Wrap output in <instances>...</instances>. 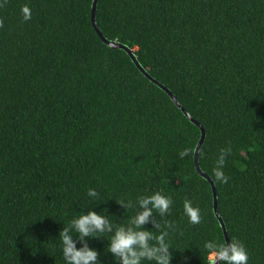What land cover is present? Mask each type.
<instances>
[{
  "label": "trees",
  "instance_id": "obj_1",
  "mask_svg": "<svg viewBox=\"0 0 264 264\" xmlns=\"http://www.w3.org/2000/svg\"><path fill=\"white\" fill-rule=\"evenodd\" d=\"M91 6L0 3V264H63L62 223L106 208L126 224L134 209L118 203L153 191L172 207L143 227L172 225L183 250L172 264H207L203 243L226 239L211 185L194 166L200 130L126 51L101 40ZM95 20L202 124V171L212 178L218 149L232 148L229 181H213L218 213L248 264H264V0H98ZM88 188L104 203L88 205ZM185 199L200 208L199 224L184 217ZM104 238L89 246L98 264H115Z\"/></svg>",
  "mask_w": 264,
  "mask_h": 264
},
{
  "label": "clouds",
  "instance_id": "obj_2",
  "mask_svg": "<svg viewBox=\"0 0 264 264\" xmlns=\"http://www.w3.org/2000/svg\"><path fill=\"white\" fill-rule=\"evenodd\" d=\"M3 0H0L2 3ZM22 18L31 19V9L24 5L21 7ZM232 153L230 146L218 149L215 165L212 169V180L220 184L229 181L224 168L228 157ZM191 155V148H185L178 152L183 159ZM88 205H98L102 201L100 192L95 188L86 191ZM170 196L162 191H153L139 195L135 201L121 200L118 204L122 208L134 209L126 224H114L109 220V215L101 208L99 212L91 210L83 211L74 216L67 223H62L56 240L62 255L63 264H98L100 253L90 247L88 240L104 238L107 236V244L104 252L110 254L115 264H172L173 252L182 253L173 246L169 229L172 227L165 221L164 226L156 220H152V228L143 227L149 223L154 214L163 218L170 213L172 207ZM183 215L189 224L201 222V210L193 206L190 199L183 201ZM156 229L157 231H153ZM87 238V239H86ZM105 239V238H104ZM77 244L80 246L77 247ZM186 248V247H185ZM207 264H248V252L245 245L238 239L227 241L208 240L203 243ZM182 261L187 257L181 256Z\"/></svg>",
  "mask_w": 264,
  "mask_h": 264
},
{
  "label": "water",
  "instance_id": "obj_3",
  "mask_svg": "<svg viewBox=\"0 0 264 264\" xmlns=\"http://www.w3.org/2000/svg\"><path fill=\"white\" fill-rule=\"evenodd\" d=\"M97 1L98 0H92V6H91V22H92V26L94 28V30L96 31V33L99 35V37L101 38V40L107 44L108 46L112 47V48H117V49H123L124 51H126V53H128V55L131 57L132 61L134 62V64L136 65V67L142 72V74L144 76H146L150 81H152L153 83H155L156 85H158L161 89H163L169 96L170 98L175 102V104L181 109V111L186 115V117L192 121L200 130V137L199 140L195 146L194 149V166L196 171L202 176L204 177L211 185L212 188V192H213V209H214V214L216 215L217 219L219 220V223L222 227L224 236L226 241L229 240L227 232H226V228L224 226L223 220L221 218V216L218 213V209H217V201H216V188H215V184L212 180V178L206 174L204 171H202L200 169L199 163H198V153H199V149L202 145V143L204 142L205 139V129L202 126V124L197 121L196 119H194L189 113L188 111L184 108V106L176 99V97L174 96V94L165 86L163 85L161 82H159L158 80H156L154 77H152L147 71L146 69H144L138 62V60L136 59V56L133 53V50L128 48L126 45L119 43L116 40H109L107 39L102 32L100 31V29L98 28V25L96 23L95 20V11H96V5H97ZM218 264V262H217Z\"/></svg>",
  "mask_w": 264,
  "mask_h": 264
}]
</instances>
